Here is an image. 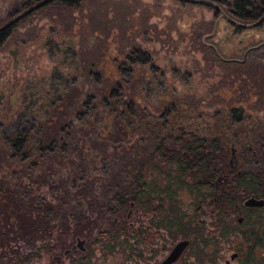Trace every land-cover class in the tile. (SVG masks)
Returning a JSON list of instances; mask_svg holds the SVG:
<instances>
[{
	"label": "flooded vegetation",
	"instance_id": "1",
	"mask_svg": "<svg viewBox=\"0 0 264 264\" xmlns=\"http://www.w3.org/2000/svg\"><path fill=\"white\" fill-rule=\"evenodd\" d=\"M40 1L0 0V233L24 213L78 231L101 201L129 220L156 159L198 202L233 186L237 224L264 232V0H145L122 27L49 1L15 20Z\"/></svg>",
	"mask_w": 264,
	"mask_h": 264
},
{
	"label": "rangeland",
	"instance_id": "2",
	"mask_svg": "<svg viewBox=\"0 0 264 264\" xmlns=\"http://www.w3.org/2000/svg\"><path fill=\"white\" fill-rule=\"evenodd\" d=\"M160 1L169 4L168 0ZM143 2L145 0H87L78 9L63 10L60 13L62 18L90 17L91 21L97 22L110 16L112 23L122 27L131 18L137 21L139 17L149 16L146 10L148 7H144ZM166 9L169 10L164 8L161 12L165 13ZM142 11H146L145 16ZM153 163L154 168L148 167L145 173L146 190L150 191L151 199L145 205L147 198H142V204L145 206H137V212L133 209L129 223H126L127 233L130 234L126 243L130 247L124 246L121 238H118L116 243H110L94 232L90 239L79 237V241H84L78 248L70 231L62 232L64 230L60 231L55 227L50 229L49 235L47 232L42 233L40 238L29 243L18 240L0 246V264H159L179 240L187 239L192 242L195 237H172L169 233L175 230L168 232L162 227L154 226V222L159 218L155 206L158 197H162L155 188H162L170 181L173 177V166L157 159ZM181 189L173 193L177 212L183 215L185 221H191L197 226V234H200L205 242L200 246H196V243L194 246L187 244L172 264H264V238L255 232L250 221L247 223L251 218L245 217V222L238 225L236 209L229 212L225 210L223 221L228 222L232 230L221 236L219 227L216 226L217 211L213 206L207 205V200L198 202L196 192L189 194L186 187ZM201 193L203 191L200 189ZM109 229L108 222L100 223V231L106 232L110 231ZM133 232H139L144 241L138 242L139 238L133 236ZM249 233L252 235L247 236ZM108 245L113 246L111 251Z\"/></svg>",
	"mask_w": 264,
	"mask_h": 264
},
{
	"label": "trees",
	"instance_id": "3",
	"mask_svg": "<svg viewBox=\"0 0 264 264\" xmlns=\"http://www.w3.org/2000/svg\"><path fill=\"white\" fill-rule=\"evenodd\" d=\"M82 1L85 0H51V2L59 3L66 7L76 6ZM205 172L207 173L208 170H206ZM172 186H175V183L168 181L165 186L162 187V197L157 199V206H155V211L157 212L156 214H158L159 218L158 221L154 222V226L162 227L168 232H173V230H175L173 232L174 234L169 233L172 237L180 235L182 238H186L188 235H193L195 238L192 242H189L187 239H184L188 242L189 246H194V243H196V246L204 244L205 241L202 236L200 234H197V226L191 221H185L183 215H180L177 212V209L174 204L175 201L173 199V192L171 190ZM146 198L147 201L144 202L145 205H147L149 203L148 201H150L148 197ZM205 200H207V203L213 206V209L217 211L216 226L219 227V234L221 236L228 234L232 230V227L229 225L228 222L223 221V213L225 212V210H227V212L235 210V206L239 203L238 196L236 195L233 186L225 187L220 195L213 196V194H211L207 198L205 197ZM142 203L143 201L138 200L135 201L134 204L136 207L138 206L142 208ZM93 204L96 205V211L98 216L93 217L92 219H89L87 217L86 222L83 223L86 224V226H83L81 230L71 231L70 234H72V239H76L77 237V239H79V237H82L84 239H90L91 235L97 231L98 235L106 239L107 242L116 243L117 239L121 238V243H123V245L126 247H130L126 243V240L128 239V237H130V234L127 233L126 230V223L128 221L126 219L127 202L123 200H114L110 202V209L107 210V212L112 213V216L105 218V220H103L102 215V208H106L105 203L101 201L95 202ZM195 209L196 211H198V207H196ZM116 213L120 214L115 216ZM37 220L42 221L43 223H45L46 221L43 219V217L40 216H37ZM89 222L91 224H88ZM101 222H108L110 231H100L99 225ZM4 224L6 223L4 222ZM36 225V222L31 220L29 215L25 213L17 216L16 224L13 229L11 228V226L7 229H4L3 227L4 231L2 230L3 232L0 233V246H3L4 244L10 241L21 240L29 243L35 240L36 238H40L42 233H38ZM95 229L96 231H94ZM49 233L50 229L47 228V235H49ZM251 235L252 234L250 233L247 234V236ZM133 236L139 238L138 242L144 241V238L140 237L139 232H133ZM260 237L264 238V232L260 233ZM112 248L113 246L108 245L109 251H111Z\"/></svg>",
	"mask_w": 264,
	"mask_h": 264
},
{
	"label": "water",
	"instance_id": "4",
	"mask_svg": "<svg viewBox=\"0 0 264 264\" xmlns=\"http://www.w3.org/2000/svg\"><path fill=\"white\" fill-rule=\"evenodd\" d=\"M51 0H41L39 3L35 4L34 6H32L31 8H29L28 10L20 13L16 18H19L20 16L24 15L25 13H27L28 11L38 7L39 5H42L46 2H49ZM255 204H260L259 202H255L252 199H247L244 202L245 206H253ZM83 243V241H79L77 240V245L80 246ZM188 242L186 240H179L170 250V252L168 253V255L159 263V264H172L174 263L179 256L181 255V253L183 252V250L187 247Z\"/></svg>",
	"mask_w": 264,
	"mask_h": 264
}]
</instances>
